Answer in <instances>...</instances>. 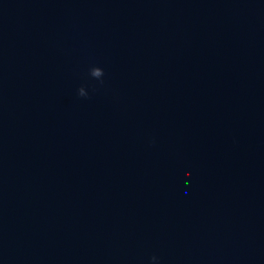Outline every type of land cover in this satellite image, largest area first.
Wrapping results in <instances>:
<instances>
[{"label":"water","instance_id":"95a60500","mask_svg":"<svg viewBox=\"0 0 264 264\" xmlns=\"http://www.w3.org/2000/svg\"><path fill=\"white\" fill-rule=\"evenodd\" d=\"M0 264H264V0H0Z\"/></svg>","mask_w":264,"mask_h":264},{"label":"clouds","instance_id":"9594fccd","mask_svg":"<svg viewBox=\"0 0 264 264\" xmlns=\"http://www.w3.org/2000/svg\"><path fill=\"white\" fill-rule=\"evenodd\" d=\"M101 75H104V72H103V70L101 68H99V67L92 68V76L93 77H99ZM79 95L81 97H86L87 96V94H85V92H84V88L83 87L79 89ZM152 259L155 260L156 257H153Z\"/></svg>","mask_w":264,"mask_h":264}]
</instances>
